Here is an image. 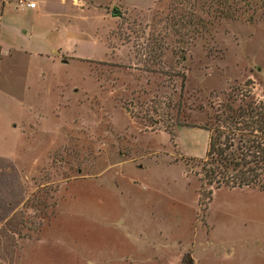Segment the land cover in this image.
Instances as JSON below:
<instances>
[{
  "label": "rangeland",
  "instance_id": "1",
  "mask_svg": "<svg viewBox=\"0 0 264 264\" xmlns=\"http://www.w3.org/2000/svg\"><path fill=\"white\" fill-rule=\"evenodd\" d=\"M241 91L264 0H0V264H264V191L186 165Z\"/></svg>",
  "mask_w": 264,
  "mask_h": 264
},
{
  "label": "trees",
  "instance_id": "2",
  "mask_svg": "<svg viewBox=\"0 0 264 264\" xmlns=\"http://www.w3.org/2000/svg\"><path fill=\"white\" fill-rule=\"evenodd\" d=\"M200 128L210 136L206 158L186 165L211 188L208 197L223 188L264 191V102L241 91L212 109Z\"/></svg>",
  "mask_w": 264,
  "mask_h": 264
},
{
  "label": "crops",
  "instance_id": "3",
  "mask_svg": "<svg viewBox=\"0 0 264 264\" xmlns=\"http://www.w3.org/2000/svg\"><path fill=\"white\" fill-rule=\"evenodd\" d=\"M69 1H71V0H63V2H65V4H68ZM38 4H39V10L38 11H37L38 7L36 9H34V10L26 9L29 13H31L33 15L32 18L34 20H36L40 16L38 12H40V5H42V2L38 1ZM7 12H8V10L5 11V14L3 16L4 19H6L8 17V15H9ZM48 41H49L48 43L50 45V48L49 49L52 52V51H54V48L56 46H59V43L61 41V38L58 35H56L55 37L54 36H51V39L48 40ZM67 52H70L71 53L70 48L67 50Z\"/></svg>",
  "mask_w": 264,
  "mask_h": 264
},
{
  "label": "built area",
  "instance_id": "4",
  "mask_svg": "<svg viewBox=\"0 0 264 264\" xmlns=\"http://www.w3.org/2000/svg\"><path fill=\"white\" fill-rule=\"evenodd\" d=\"M21 8H26V9H31V10H34L37 8V3L35 2H31V3H25V2H22L21 4Z\"/></svg>",
  "mask_w": 264,
  "mask_h": 264
},
{
  "label": "water",
  "instance_id": "5",
  "mask_svg": "<svg viewBox=\"0 0 264 264\" xmlns=\"http://www.w3.org/2000/svg\"><path fill=\"white\" fill-rule=\"evenodd\" d=\"M113 17H122L121 12H119V10L117 8L114 9L113 11ZM58 54L60 53L59 51H56ZM67 62V61H64Z\"/></svg>",
  "mask_w": 264,
  "mask_h": 264
}]
</instances>
